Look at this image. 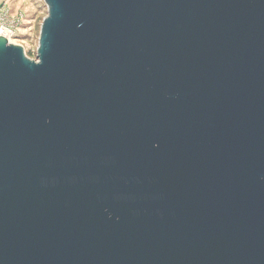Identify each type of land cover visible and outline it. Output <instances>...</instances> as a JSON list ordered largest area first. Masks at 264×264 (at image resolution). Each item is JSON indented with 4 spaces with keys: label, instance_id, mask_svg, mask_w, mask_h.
Returning <instances> with one entry per match:
<instances>
[{
    "label": "water",
    "instance_id": "1",
    "mask_svg": "<svg viewBox=\"0 0 264 264\" xmlns=\"http://www.w3.org/2000/svg\"><path fill=\"white\" fill-rule=\"evenodd\" d=\"M0 35V264H264V0H44Z\"/></svg>",
    "mask_w": 264,
    "mask_h": 264
},
{
    "label": "rangeland",
    "instance_id": "2",
    "mask_svg": "<svg viewBox=\"0 0 264 264\" xmlns=\"http://www.w3.org/2000/svg\"><path fill=\"white\" fill-rule=\"evenodd\" d=\"M44 0H0V26L9 28V40L24 47L26 55L37 60L43 20L48 16Z\"/></svg>",
    "mask_w": 264,
    "mask_h": 264
},
{
    "label": "built area",
    "instance_id": "3",
    "mask_svg": "<svg viewBox=\"0 0 264 264\" xmlns=\"http://www.w3.org/2000/svg\"><path fill=\"white\" fill-rule=\"evenodd\" d=\"M0 35H5L6 37L10 38L12 31L7 27L0 26Z\"/></svg>",
    "mask_w": 264,
    "mask_h": 264
}]
</instances>
